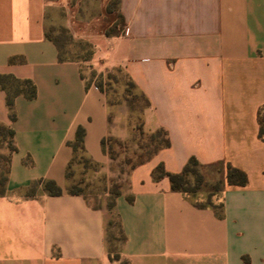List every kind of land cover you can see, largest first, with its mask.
<instances>
[{
	"label": "crops",
	"instance_id": "1",
	"mask_svg": "<svg viewBox=\"0 0 264 264\" xmlns=\"http://www.w3.org/2000/svg\"><path fill=\"white\" fill-rule=\"evenodd\" d=\"M54 5L0 0V77L36 89L32 100L10 83L0 89V127L14 132L15 148L0 196V264H264V0H118L103 22L70 12L65 27L93 54L63 63L46 37ZM108 73L119 95L131 81L149 101L145 133L165 130L171 143L127 175L113 208L108 195L98 204L71 195L67 178L79 129L85 156L103 172L111 166L103 140L137 137L127 102L109 105L97 86ZM192 158L240 169L248 184L226 186L217 211L153 179L159 164L177 174ZM39 181L61 195L40 188L26 197Z\"/></svg>",
	"mask_w": 264,
	"mask_h": 264
},
{
	"label": "rangeland",
	"instance_id": "2",
	"mask_svg": "<svg viewBox=\"0 0 264 264\" xmlns=\"http://www.w3.org/2000/svg\"><path fill=\"white\" fill-rule=\"evenodd\" d=\"M114 1L112 0L105 8L106 0H47L49 3H55L47 10V35L60 43L68 58L82 59L88 57L90 48L85 43L68 40L69 36L63 31L66 28L65 22L69 17L68 13L71 12L74 17L84 21L103 22V17L108 13L109 8L116 11V6L112 5ZM107 90H109V102L111 104L117 102L116 87ZM143 105L142 101L134 104L137 111L135 116L138 115V111ZM155 137V141L150 137L141 138L140 135L133 142L113 141L106 149L111 160V166L107 172H103L100 166L88 165L85 161L76 159L71 170H69L68 188L82 193L92 204H98L101 198L107 197V195L109 199H113L121 189L127 187V175L131 167L154 153L158 141L162 139L158 134ZM12 150L13 144L9 131L0 127V183L7 173L9 155ZM196 170L197 174L191 175L189 185L190 191H193V196L200 204L220 207L221 193L224 188L222 172L225 167L213 165ZM40 188L42 187L37 189ZM116 236L118 238L117 233Z\"/></svg>",
	"mask_w": 264,
	"mask_h": 264
},
{
	"label": "trees",
	"instance_id": "3",
	"mask_svg": "<svg viewBox=\"0 0 264 264\" xmlns=\"http://www.w3.org/2000/svg\"><path fill=\"white\" fill-rule=\"evenodd\" d=\"M117 4H118V0H115L114 2H112V5H115L117 8ZM115 11L112 10V8H109L108 13H113ZM122 20L118 19L117 22L109 29V31L107 32V36H115L117 35L116 31L118 29V27L120 26ZM64 33H66L69 38L68 40H73V37L70 33V31L65 28ZM46 37L47 40L51 41L58 49V59L61 63L63 62H69L75 59H70L67 57V54L65 53V51L63 50V47L60 45V43L54 39H52L51 37H49L46 33ZM87 47L90 48V53L88 57L82 58L85 61H88L92 54H93V49L89 44H86ZM93 76L95 74H92ZM6 83H10L13 88V94L18 95H24L25 97H27L28 99L32 100L36 97V89L34 87V85L29 82V81H24V82H20L14 79H10V78H3L0 77V89H5ZM98 88L103 91L107 97H108V102H109V90H107L108 88L111 89L113 87H116V95L118 97L117 102L113 103L116 104L118 102H120L122 99H124L129 108H130V119H131V123L134 125L135 130L137 131V136L140 135L141 138L143 137H150L153 141L156 140V135H160V137H162V139L160 141H158V145L156 150L154 151V153L152 155H150L149 157H147L145 160H141L139 163L133 165L131 167V170H134L135 168H137L138 166L144 164L145 162H147L148 160H150L155 154L159 153L160 151L167 149L170 147L171 143L168 137V134L165 130H158L153 134H146L144 131V123L142 120V114L144 112V110L146 108H148L150 106L149 101L143 96V95H139L136 91H135V87L134 84L129 81L125 84L124 86V90L122 92V94L119 95L118 93V89H119V80L117 78V76L115 74L112 73H108L107 75L101 77L99 83L97 84ZM142 101L144 103L143 107L138 111V115L135 116V113L137 112L134 108V104L136 102ZM7 105L10 111V119L11 121H14L16 119V116L14 114L13 111V97L12 95H9L8 100H7ZM109 105H112L109 102ZM136 118V119H135ZM259 138L264 142V108L261 109L259 111ZM2 129H6L9 131L10 136H11V140L14 136V132L6 127H1ZM136 140V139H135ZM134 140V141H135ZM113 141L116 142H123L120 141L118 139L112 138V137H107L103 140L102 145H103V149L104 151L107 153L106 149L107 146L109 144H111ZM123 143H128V142H123ZM13 144V142H12ZM73 150H74V158L71 161L68 170H67V178L69 180V170H71V167L73 165V163L75 162L76 159H80L82 161H85V163H87L88 165H93V166H98L94 163H92L86 156H85V151H84V131L82 129H79L77 131V135H76V140L74 143L71 144ZM15 151V148L13 146V150L12 152ZM11 152V153H12ZM223 165V164H220ZM225 167V170H223L222 172V176H223V184H224V188L226 186H233V187H245L248 184V176L247 174L240 170L237 169L235 167H232L230 165H223ZM205 167H209V166H203L201 165L195 158H192L189 160V162L187 163V165L185 166L184 170L181 173H177V174H171L169 172L166 171L165 166L161 163L159 164L155 170L153 171V179L156 182H159L160 180L164 179V178H168L171 184V190L173 192H177V193H181L183 195L186 196H193V191H190L189 189V185H190V177L191 175H196V169L197 168H205ZM129 172V173H130ZM8 173V170H7ZM7 173L5 175V178L1 181L0 183V196H4L5 195V184L7 181ZM38 187H42L44 189L45 192H47L49 195L51 196H60L62 193V190L56 185V183L52 182V181H39L37 183H35L27 192H26V197H33L35 196V194L37 193V188ZM223 188V189H224ZM223 191V190H222ZM68 192L71 195H83L82 193L75 191L71 188H68ZM122 192V189L120 190V192H118L113 199H109V206L111 208H113L114 204H115V199L117 196H119ZM195 198V197H194ZM196 200V206L198 208H214L217 211L221 210L223 208V204L221 203L220 207H215L212 205H205V204H200L197 199ZM129 201L132 202V199L130 198ZM220 215V214H219ZM118 237H116L115 234H111L110 237V243H111V259H112V254L115 253L113 255L114 258H119L117 251L115 252V247H114V242L115 240L117 241H123L124 240V236L122 234L121 231L118 232Z\"/></svg>",
	"mask_w": 264,
	"mask_h": 264
}]
</instances>
